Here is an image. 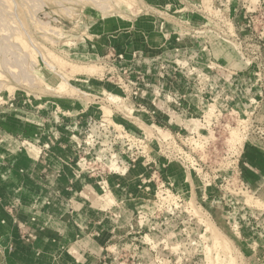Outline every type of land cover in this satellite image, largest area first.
<instances>
[{
	"label": "rangeland",
	"instance_id": "rangeland-1",
	"mask_svg": "<svg viewBox=\"0 0 264 264\" xmlns=\"http://www.w3.org/2000/svg\"><path fill=\"white\" fill-rule=\"evenodd\" d=\"M149 20L175 34L159 65L179 74L150 78L120 65L114 47L97 52L104 35ZM208 32L234 53L225 49L227 66L190 46L191 37L209 51ZM158 79L175 88L168 100L190 115V129L143 125L132 135L129 119L138 129L140 122L128 99ZM63 101L68 115L92 106L81 140L74 138L81 171L122 173L133 158L131 166H153L148 208L127 224L141 234L108 248L106 262L264 264V188L245 172L248 149L264 157V0H0V114L55 115ZM153 150L163 162L153 161Z\"/></svg>",
	"mask_w": 264,
	"mask_h": 264
},
{
	"label": "crops",
	"instance_id": "crops-1",
	"mask_svg": "<svg viewBox=\"0 0 264 264\" xmlns=\"http://www.w3.org/2000/svg\"><path fill=\"white\" fill-rule=\"evenodd\" d=\"M160 25L149 20L138 31L129 29L112 38L104 35L99 41L101 47L94 45L95 49L105 55L108 45L114 47L122 58L120 65L142 71L150 78L179 74L175 68L165 73L160 69L170 43V34ZM170 37L174 39L175 34ZM206 38L209 51L202 40L190 37V46L197 48L195 54L206 59L223 58L225 42L209 32ZM230 49L227 50L232 53ZM222 61L225 66L229 64L224 58ZM140 90L128 99L137 112L134 119L140 122L138 129L129 119L131 123L126 126L130 134L141 136L145 132L143 125L190 129V115L175 111L168 100L174 87L168 88L164 80L158 79ZM61 106L55 115L48 110L30 113L29 118L0 114V264H109L102 258L108 248L132 234H141L140 226L127 224L148 208L150 192L156 185L151 175L153 166L143 160L109 176L81 171L79 166L83 164L74 154V138L81 140L79 131L91 117L92 106H75L71 115L64 101ZM248 151L246 178L261 190L264 157L257 151ZM152 154L153 161L163 162L157 151Z\"/></svg>",
	"mask_w": 264,
	"mask_h": 264
},
{
	"label": "bare ground",
	"instance_id": "bare-ground-1",
	"mask_svg": "<svg viewBox=\"0 0 264 264\" xmlns=\"http://www.w3.org/2000/svg\"><path fill=\"white\" fill-rule=\"evenodd\" d=\"M83 24V23H82ZM107 111V110H106ZM153 131V130H152ZM230 243L229 242H223V243H220L219 245V249L222 253H224L225 255H227V258L231 257L230 255ZM220 257V256H219ZM232 259V258H230Z\"/></svg>",
	"mask_w": 264,
	"mask_h": 264
},
{
	"label": "built area",
	"instance_id": "built-area-1",
	"mask_svg": "<svg viewBox=\"0 0 264 264\" xmlns=\"http://www.w3.org/2000/svg\"><path fill=\"white\" fill-rule=\"evenodd\" d=\"M122 70H123V68H122ZM127 73H128L127 70H123V72H122L123 75H124V74H127ZM134 94H137V91H135ZM128 135H129V134H128ZM130 137H134V136H131V135H130ZM138 140H140V139H138ZM135 161H136V159L133 158L129 163L133 164L132 162H135ZM124 163H125V162H124ZM126 163H127V162H126ZM131 164H129V165H131Z\"/></svg>",
	"mask_w": 264,
	"mask_h": 264
}]
</instances>
